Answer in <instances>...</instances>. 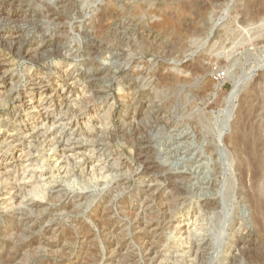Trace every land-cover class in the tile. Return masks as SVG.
I'll return each mask as SVG.
<instances>
[{
  "label": "rangeland",
  "instance_id": "374dc122",
  "mask_svg": "<svg viewBox=\"0 0 264 264\" xmlns=\"http://www.w3.org/2000/svg\"><path fill=\"white\" fill-rule=\"evenodd\" d=\"M0 10V264H264V0Z\"/></svg>",
  "mask_w": 264,
  "mask_h": 264
},
{
  "label": "bare ground",
  "instance_id": "6f19581e",
  "mask_svg": "<svg viewBox=\"0 0 264 264\" xmlns=\"http://www.w3.org/2000/svg\"><path fill=\"white\" fill-rule=\"evenodd\" d=\"M1 11V10H0ZM6 17V16H5ZM5 45V44H4ZM14 45V44H13ZM258 67H260V66H258ZM257 68V67H256ZM243 75V74H242ZM32 87V86H31ZM234 91H236V94H237V87H235L234 86V90L232 91V93L234 92ZM231 96H234L233 94L231 95ZM230 96V97H231ZM234 98V97H233ZM230 111V110H229ZM231 111H232V109H231ZM245 114V113H244ZM246 116V115H245ZM230 118V113L228 112V113H226V115H225V119H224V124L225 125H228V123H229V119ZM198 122V121H197ZM96 125V124H95ZM231 125H233L232 123H231ZM208 128V130L207 131H209L210 133H212L213 134V132L216 130V128L213 126V125H208L207 126ZM224 127V126H223ZM226 127H228V126H226ZM215 128V129H214ZM232 128V127H231ZM241 128V127H240ZM245 128V127H244ZM219 130V129H218ZM220 130H221V128H220ZM219 130V131H220ZM221 132V131H220ZM219 133V132H218ZM223 134V133H222ZM226 134V133H225ZM224 134V135H225ZM58 135V134H57ZM221 138V137H220ZM225 139H226V137H225ZM143 140V139H142ZM247 142V141H246ZM97 143V142H96ZM99 144V143H98ZM29 145V144H28ZM240 146V145H239ZM245 146H246V144H245ZM249 146V145H248ZM252 147V146H251ZM264 149V148H263ZM262 151V150H261ZM247 152V151H246ZM14 154V153H13ZM253 154V153H252ZM251 155V154H250ZM21 156V155H20ZM254 158V157H253ZM256 162H258L259 161V159H258V161H257V158L256 159H254ZM34 161V160H33ZM39 161V160H38ZM252 161V160H251ZM250 161V163H252ZM32 162V161H31ZM244 162V161H243ZM260 162H262V161H260ZM34 163V162H33ZM32 163V164H33ZM255 163V162H254ZM240 164V163H239ZM247 164V163H246ZM245 164V165H246ZM242 165V164H241ZM244 165V164H243ZM245 165L243 166V168L241 169V175L242 176H245L246 175V173L248 172V168H249V164L248 165H246V167H245ZM254 165V164H253ZM256 165H258V163L256 164ZM240 166V165H239ZM254 167V166H253ZM257 167V166H256ZM255 167V168H256ZM263 168V167H262ZM254 169V168H253ZM59 171V170H58ZM253 172H254V170H253ZM262 176V173H261V170H259L258 168H257V171H256V174H255V178H257V177H261ZM263 177V176H262ZM8 180V179H7ZM262 180V179H261ZM256 181H257V179H256ZM14 183V182H13ZM17 195V194H16ZM255 200V199H254ZM259 201V200H258ZM256 202H257V200H256ZM255 206V205H254ZM259 207V206H258ZM264 207V206H263ZM257 208V207H256ZM258 209V208H257ZM261 211V210H260ZM258 212V211H257ZM260 213L261 212H259V215H260ZM262 214V213H261ZM258 217V216H257ZM256 218V217H255ZM261 219V218H260ZM257 221V220H256ZM261 221V220H260ZM180 224V223H179ZM187 226V225H186ZM243 226V225H242ZM262 226V225H261ZM177 229H179L178 227H177ZM180 230V229H179ZM236 230V229H235ZM13 231V230H12ZM178 231V230H177ZM184 231V230H183ZM237 232V231H236ZM184 233V232H183ZM233 236V235H232Z\"/></svg>",
  "mask_w": 264,
  "mask_h": 264
}]
</instances>
